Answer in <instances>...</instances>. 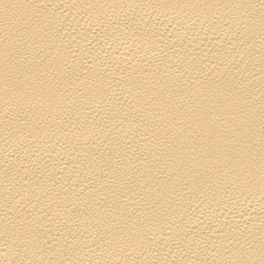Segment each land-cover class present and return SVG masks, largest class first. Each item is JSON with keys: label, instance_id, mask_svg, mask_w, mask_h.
Listing matches in <instances>:
<instances>
[{"label": "bare ground", "instance_id": "bare-ground-1", "mask_svg": "<svg viewBox=\"0 0 264 264\" xmlns=\"http://www.w3.org/2000/svg\"><path fill=\"white\" fill-rule=\"evenodd\" d=\"M0 264H264V0H0Z\"/></svg>", "mask_w": 264, "mask_h": 264}]
</instances>
